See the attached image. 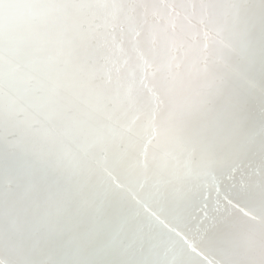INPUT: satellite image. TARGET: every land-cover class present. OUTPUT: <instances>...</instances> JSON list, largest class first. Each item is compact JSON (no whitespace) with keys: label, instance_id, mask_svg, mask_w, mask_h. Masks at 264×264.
Wrapping results in <instances>:
<instances>
[{"label":"bare ground","instance_id":"6f19581e","mask_svg":"<svg viewBox=\"0 0 264 264\" xmlns=\"http://www.w3.org/2000/svg\"><path fill=\"white\" fill-rule=\"evenodd\" d=\"M0 264H264V0H0Z\"/></svg>","mask_w":264,"mask_h":264}]
</instances>
